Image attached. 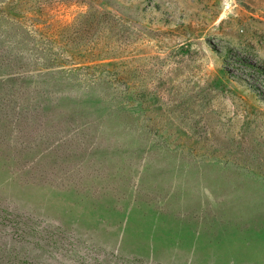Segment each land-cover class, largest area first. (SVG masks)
I'll return each mask as SVG.
<instances>
[{
	"label": "rangeland",
	"instance_id": "obj_1",
	"mask_svg": "<svg viewBox=\"0 0 264 264\" xmlns=\"http://www.w3.org/2000/svg\"><path fill=\"white\" fill-rule=\"evenodd\" d=\"M0 264H264V0H0Z\"/></svg>",
	"mask_w": 264,
	"mask_h": 264
},
{
	"label": "trees",
	"instance_id": "obj_2",
	"mask_svg": "<svg viewBox=\"0 0 264 264\" xmlns=\"http://www.w3.org/2000/svg\"><path fill=\"white\" fill-rule=\"evenodd\" d=\"M0 219L2 220V219H9V218L7 216L0 215Z\"/></svg>",
	"mask_w": 264,
	"mask_h": 264
}]
</instances>
